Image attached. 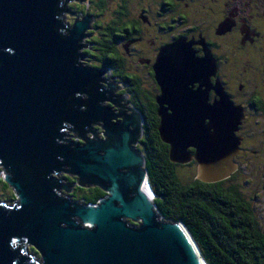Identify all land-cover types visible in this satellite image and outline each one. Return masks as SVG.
I'll use <instances>...</instances> for the list:
<instances>
[{
  "label": "water",
  "instance_id": "water-1",
  "mask_svg": "<svg viewBox=\"0 0 264 264\" xmlns=\"http://www.w3.org/2000/svg\"><path fill=\"white\" fill-rule=\"evenodd\" d=\"M62 3L0 0V178L16 195L12 205L0 200V264H207L186 227L159 213L137 148L142 116L125 112L113 83L100 87L104 70L79 62L90 20L64 34ZM214 65L186 40L165 46L154 65L161 140L172 163L195 162L206 184L231 178L248 154L237 135L244 112L210 84ZM91 124L103 136L91 129L83 144L63 140L67 125L83 134ZM60 175L106 197L96 205L62 197L73 186L61 187Z\"/></svg>",
  "mask_w": 264,
  "mask_h": 264
},
{
  "label": "flooded vegetation",
  "instance_id": "flooded-vegetation-1",
  "mask_svg": "<svg viewBox=\"0 0 264 264\" xmlns=\"http://www.w3.org/2000/svg\"><path fill=\"white\" fill-rule=\"evenodd\" d=\"M128 1L120 0L117 9L113 8L116 11L114 13L120 14L124 29L126 25L138 22L139 30L130 33L117 29L120 34L115 33L113 41L109 42L108 52L118 54L117 50H123V55L129 64L132 63L130 66L133 70L126 69L125 62H122L124 69L117 70L121 61H118L116 56L113 59L107 57L96 60L101 64L105 61V66L91 65L90 54L95 49V43L90 42V39L107 37L111 22L99 25L101 17L96 16L97 14L89 15L87 6H83L84 0H63L64 34H68L76 20H90L89 30L85 32V42L81 43L79 62L87 67L105 71L106 76H103L100 87L106 88L103 84L113 83L117 92L114 97L125 99L121 105H125V112L128 113L127 105H133L131 98L135 99L136 95L141 97V101L158 108L156 98L162 94V90L156 79L154 65L165 46L186 40L197 58L202 59L210 53L215 61L209 73L210 84L213 87L219 86L244 112L245 119L239 126L237 135L242 138L241 149L247 150L248 154L236 158L241 167L244 158L250 157L251 152L260 149L264 141V0H140L141 7L134 10V15L127 6ZM67 15H70L71 20L67 21ZM100 51L97 48L94 52L102 56L103 52ZM127 72L140 76L138 80L141 84L139 87L136 85L137 89L132 87L131 77ZM198 87L199 84H194L191 88L196 90ZM82 97L86 99L87 95L83 94ZM217 97V92L212 89L209 94L210 102L213 103ZM106 105L113 107L110 103ZM118 113L119 110L116 114ZM142 119L143 136L138 146L146 135V120L143 116ZM120 121L119 118L118 122ZM91 129L103 136L99 124L86 127L83 134L76 131L72 125H67L62 132L63 140L83 144L81 136L92 138ZM73 136L76 140L70 139ZM60 178L61 185L73 186L65 197L74 202H80L76 198L79 193L91 189L80 187L77 178H74L75 181L69 176L60 175Z\"/></svg>",
  "mask_w": 264,
  "mask_h": 264
},
{
  "label": "trees",
  "instance_id": "trees-1",
  "mask_svg": "<svg viewBox=\"0 0 264 264\" xmlns=\"http://www.w3.org/2000/svg\"><path fill=\"white\" fill-rule=\"evenodd\" d=\"M84 1L83 6H87L89 15L97 14L96 16L101 17L99 25L105 23L104 19L108 13L111 18L108 36L90 39V42L95 43V49L90 54L92 55L90 64L102 67L107 63L103 64L105 63L103 61L102 65L96 62L97 59L102 60L107 57L113 59L116 56L117 60L121 61L119 66L117 65V70L124 69L122 62H125L126 69L133 70L130 66L132 63L126 61L123 50L120 52L117 50L118 54H114L108 52V49L115 33L120 34L117 29L121 32L133 33L134 30H139L138 22L130 26L128 22L124 29L119 18L120 14L114 13L116 11L109 7L111 0ZM107 10L110 12L105 13ZM140 46L141 44L138 48ZM97 48L103 52L102 56L94 52ZM127 74L131 77L132 87L137 89L141 84L138 80L140 76L134 72ZM134 98H131L132 106L145 117L147 125L145 138L137 148L146 159L145 168L149 173V183L155 194L154 202L163 219L186 227L207 264H264V226L257 212L260 201L259 189L264 186L260 183L255 186L256 189L251 188L257 168L264 166V141L260 149L251 152L250 157L244 158L241 169L231 178L216 184L202 183L196 179L197 164L193 162L184 167L190 174L189 179L186 180L180 174L182 166L171 162L169 147L161 140L158 132L157 106L153 107L148 102L141 101V97L138 98L137 95ZM248 171L249 174L252 173L250 177L245 173ZM261 177L264 182V175L261 174ZM0 194L2 199L11 202L16 198L14 190L3 178H0ZM104 197L106 194L101 189L91 188L79 193L76 198L80 202L96 205ZM32 251L36 252L35 249Z\"/></svg>",
  "mask_w": 264,
  "mask_h": 264
},
{
  "label": "rangeland",
  "instance_id": "rangeland-1",
  "mask_svg": "<svg viewBox=\"0 0 264 264\" xmlns=\"http://www.w3.org/2000/svg\"><path fill=\"white\" fill-rule=\"evenodd\" d=\"M117 1H120V0H111V1H109L110 3H109V7H110V9H113V8H116L117 6H119L116 2ZM141 2H140V0H129L128 1V8L130 9V11L133 13V15H134V13L136 12H134V10L135 9H139L140 7H141V4H140ZM74 3H71V5H73ZM117 5V6H116ZM108 12H110V10H107V11H105V13H108ZM109 15V13L107 14V16L105 17V19H104V22L105 23H108V22H110V20H111V18H109L110 16H108ZM84 19V18H83ZM70 20H71V18H70ZM68 21V20H67ZM104 76H106V75H104ZM109 76V75H108ZM146 87V86H145ZM122 98V97H121ZM124 104H126V102H123ZM127 105V104H126ZM129 108H133V106H131V105H127ZM129 113L131 114V112L129 111ZM255 167V166H254ZM245 171H246V169H245ZM249 177L252 175V173L251 174H249V171L248 172H245ZM180 174H181V177H183V178H185L186 180L187 179H189V177H190V174H189V172H188V170L187 169H184V167H182L181 169H180ZM261 174L262 175H264V166H260V169H258L257 168V172H256V175L252 178V181H253V184H252V186H251V188L252 189H256L257 187H255L256 185H260V183L264 186V182H263V179H262V177H261ZM3 178V180H4V177H2ZM58 180V179H57ZM60 180V179H59ZM185 180V182H187ZM66 182V181H65ZM68 185V184H67ZM262 185H261V187H262ZM260 190V201H259V203H258V217H259V219H260V222H261V224L264 226V188L262 187V188H260L259 189ZM70 193V192H69ZM2 196H1V194H0V200H4V199H2L1 198ZM62 197H65V196H62ZM4 201H6V202H8V204L9 205H12V204H15V202L14 201H8V200H4ZM33 249L32 248H30V250H29V254H31L33 251H32Z\"/></svg>",
  "mask_w": 264,
  "mask_h": 264
},
{
  "label": "bare ground",
  "instance_id": "bare-ground-1",
  "mask_svg": "<svg viewBox=\"0 0 264 264\" xmlns=\"http://www.w3.org/2000/svg\"><path fill=\"white\" fill-rule=\"evenodd\" d=\"M57 180V179H56ZM58 182H60L61 183V181L60 180H57ZM61 187H64L63 185H61ZM144 192L146 193V194H148V196L149 197H151L152 198V195H151V192L148 190V188L145 186V190H144Z\"/></svg>",
  "mask_w": 264,
  "mask_h": 264
}]
</instances>
